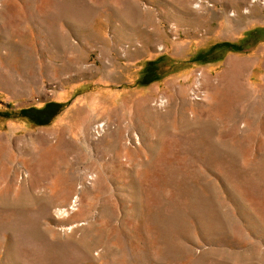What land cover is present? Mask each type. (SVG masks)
Returning <instances> with one entry per match:
<instances>
[{"label":"rangeland","instance_id":"374dc122","mask_svg":"<svg viewBox=\"0 0 264 264\" xmlns=\"http://www.w3.org/2000/svg\"><path fill=\"white\" fill-rule=\"evenodd\" d=\"M0 264H264V0H0Z\"/></svg>","mask_w":264,"mask_h":264},{"label":"trees","instance_id":"16d2710c","mask_svg":"<svg viewBox=\"0 0 264 264\" xmlns=\"http://www.w3.org/2000/svg\"><path fill=\"white\" fill-rule=\"evenodd\" d=\"M64 107H65V104H62V103L47 102V103H44L40 108L31 107V108H26V109H20L14 113L16 116L24 118L33 124L45 125V124L50 123V121L54 117H56L64 109ZM3 113L6 116L11 114V112L9 111L3 112Z\"/></svg>","mask_w":264,"mask_h":264},{"label":"bare ground","instance_id":"6f19581e","mask_svg":"<svg viewBox=\"0 0 264 264\" xmlns=\"http://www.w3.org/2000/svg\"><path fill=\"white\" fill-rule=\"evenodd\" d=\"M253 1H255V0H250V2H253ZM231 16H232V14H231ZM235 21V20H234ZM234 59V58H233ZM230 62H231V60H230ZM230 64V63H229Z\"/></svg>","mask_w":264,"mask_h":264}]
</instances>
